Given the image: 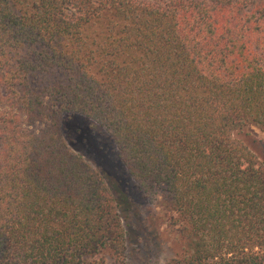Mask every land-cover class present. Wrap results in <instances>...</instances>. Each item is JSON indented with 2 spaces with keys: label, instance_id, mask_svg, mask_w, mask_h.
I'll list each match as a JSON object with an SVG mask.
<instances>
[{
  "label": "trees",
  "instance_id": "16d2710c",
  "mask_svg": "<svg viewBox=\"0 0 264 264\" xmlns=\"http://www.w3.org/2000/svg\"><path fill=\"white\" fill-rule=\"evenodd\" d=\"M102 129L166 208V264H264V0H0V264H128L102 173L64 121Z\"/></svg>",
  "mask_w": 264,
  "mask_h": 264
},
{
  "label": "rangeland",
  "instance_id": "374dc122",
  "mask_svg": "<svg viewBox=\"0 0 264 264\" xmlns=\"http://www.w3.org/2000/svg\"><path fill=\"white\" fill-rule=\"evenodd\" d=\"M64 130L71 148L102 173L119 203L128 236V264H166L179 249L178 240L166 224V208L159 201L149 203L138 191L102 129L74 115L65 119ZM234 137L264 164V132L249 126L235 132Z\"/></svg>",
  "mask_w": 264,
  "mask_h": 264
}]
</instances>
